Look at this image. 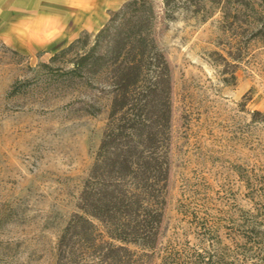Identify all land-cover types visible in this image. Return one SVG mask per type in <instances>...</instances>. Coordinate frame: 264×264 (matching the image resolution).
Here are the masks:
<instances>
[{
  "label": "rangeland",
  "instance_id": "obj_1",
  "mask_svg": "<svg viewBox=\"0 0 264 264\" xmlns=\"http://www.w3.org/2000/svg\"><path fill=\"white\" fill-rule=\"evenodd\" d=\"M153 2L172 120L150 264L170 247L207 250L219 264H264V38L261 23L243 21L264 17V0L235 26L211 5L168 22L162 0ZM73 55L31 58L0 39V264H56L59 237L79 212L111 98L64 76Z\"/></svg>",
  "mask_w": 264,
  "mask_h": 264
},
{
  "label": "trees",
  "instance_id": "obj_2",
  "mask_svg": "<svg viewBox=\"0 0 264 264\" xmlns=\"http://www.w3.org/2000/svg\"><path fill=\"white\" fill-rule=\"evenodd\" d=\"M164 19L218 6L235 26L256 0H162ZM153 0H129L110 13L91 42L88 34L51 62L74 54L64 76L109 96L106 129L80 196L79 212L63 229L56 264H150L160 243L170 174L172 76L157 43ZM259 24L264 17L245 19ZM83 35V36H84ZM40 67L51 69L47 63ZM98 111V109H96ZM160 264H219L207 250L167 248Z\"/></svg>",
  "mask_w": 264,
  "mask_h": 264
},
{
  "label": "crops",
  "instance_id": "obj_3",
  "mask_svg": "<svg viewBox=\"0 0 264 264\" xmlns=\"http://www.w3.org/2000/svg\"><path fill=\"white\" fill-rule=\"evenodd\" d=\"M129 0H0V39L43 60L83 34H96Z\"/></svg>",
  "mask_w": 264,
  "mask_h": 264
}]
</instances>
